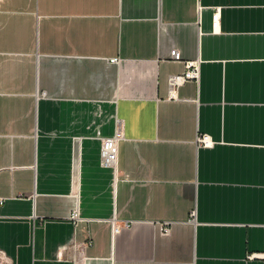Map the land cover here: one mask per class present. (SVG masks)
<instances>
[{
	"label": "crops",
	"instance_id": "crops-1",
	"mask_svg": "<svg viewBox=\"0 0 264 264\" xmlns=\"http://www.w3.org/2000/svg\"><path fill=\"white\" fill-rule=\"evenodd\" d=\"M0 200V264H264V0H0Z\"/></svg>",
	"mask_w": 264,
	"mask_h": 264
},
{
	"label": "built area",
	"instance_id": "built-area-1",
	"mask_svg": "<svg viewBox=\"0 0 264 264\" xmlns=\"http://www.w3.org/2000/svg\"><path fill=\"white\" fill-rule=\"evenodd\" d=\"M218 21H219V8H214L211 14V29L213 33L218 32ZM171 57L175 59L174 52H171ZM111 63L116 62V59H111ZM198 79V62H184L183 71L179 75L170 76L168 80L169 90L168 97H172L175 89L185 82H197ZM122 134L119 125H116L114 133L111 138L100 140L98 160L99 165L103 168H111L114 170L116 163V144L121 140ZM195 144L198 148H205L212 145L210 138L204 134L196 135ZM2 204V200H0ZM190 219H193V213L190 214ZM78 211L75 208L68 216L72 226H75L79 221ZM127 227V224L124 225ZM169 233V224L160 223L158 224V234L160 236H167ZM90 242L86 241L83 244H75L74 249L81 254L82 250L89 246ZM73 247V246H72Z\"/></svg>",
	"mask_w": 264,
	"mask_h": 264
}]
</instances>
